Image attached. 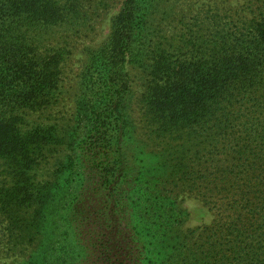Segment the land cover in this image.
Masks as SVG:
<instances>
[{
    "label": "trees",
    "instance_id": "obj_1",
    "mask_svg": "<svg viewBox=\"0 0 264 264\" xmlns=\"http://www.w3.org/2000/svg\"><path fill=\"white\" fill-rule=\"evenodd\" d=\"M155 1L123 0L82 73L81 128L65 137L44 115L58 103L71 54L56 39L78 26L86 0H0V216L11 233L21 214L45 216L49 183L38 178L69 139L58 166L76 219L97 208L94 224L119 229L118 206L146 203L157 179L213 215L177 264H264V0H253L251 19H209L217 29L207 35L189 27L169 36L149 28ZM138 78L145 87L136 101ZM135 105L153 167L130 135ZM129 146L142 172L128 167ZM127 176L140 190L115 188Z\"/></svg>",
    "mask_w": 264,
    "mask_h": 264
},
{
    "label": "rangeland",
    "instance_id": "obj_2",
    "mask_svg": "<svg viewBox=\"0 0 264 264\" xmlns=\"http://www.w3.org/2000/svg\"><path fill=\"white\" fill-rule=\"evenodd\" d=\"M253 2L156 0L150 13L153 24H149V28L169 36L185 32L190 27L207 35L217 29L216 21L236 22L256 17ZM122 3L123 0H86L85 15L76 22L78 26L73 32L59 35L56 39L58 42L66 41L63 46L71 53L61 66L63 74L58 85V103L44 115V125L55 127L57 134L68 137L81 128L77 104L85 94L82 73L91 54L108 42L112 21ZM209 19L215 21V24ZM143 84L140 78L134 81L136 101L144 93ZM133 110L135 125L130 135H133L136 142L139 141L140 148L147 147L146 156L150 157L149 163L153 167L154 159L149 154L154 152L155 156L156 150L152 147L153 143L142 136L145 131L142 123L137 120L141 113L140 106L135 105ZM69 141L64 139L65 144L56 147L53 158L49 160L50 165L38 178L39 181L49 183V194L42 204L44 211H40L46 212L45 216L38 218L32 213L21 214L12 233L7 229L4 217L0 216V264H177L178 258L196 238V230L213 221L212 213L200 200L183 192L181 188L157 179L147 185L150 197L146 203L143 200L141 204L129 205V201L124 200L118 206V216H121L119 229L113 227L111 222L94 224L90 218L98 217L94 213L97 208L92 211V215L90 213L86 216L87 219H76L70 210L77 199L64 206L70 201L64 196L68 192L62 187L63 175L58 166V162L64 160V151ZM125 161L129 163L131 171L142 172V164L134 161L133 146L125 147ZM75 178L71 177L78 187L79 180ZM134 179L128 176L118 179V183L114 182L117 183L115 188H120L126 194H131L135 189L138 191L140 188L134 185ZM168 204V210L171 211L169 214L163 212ZM163 215L167 217L166 221Z\"/></svg>",
    "mask_w": 264,
    "mask_h": 264
}]
</instances>
